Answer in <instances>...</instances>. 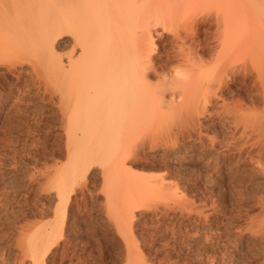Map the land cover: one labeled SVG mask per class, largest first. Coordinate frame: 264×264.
I'll return each instance as SVG.
<instances>
[{
  "label": "rangeland",
  "instance_id": "obj_1",
  "mask_svg": "<svg viewBox=\"0 0 264 264\" xmlns=\"http://www.w3.org/2000/svg\"><path fill=\"white\" fill-rule=\"evenodd\" d=\"M237 3L181 1L152 19L150 96L182 98L134 131L138 154L109 182L118 148L87 144L98 134L77 122L91 113L59 96L79 86H56L41 45L76 0H0V264H264V25L231 16ZM71 37L56 39L63 63Z\"/></svg>",
  "mask_w": 264,
  "mask_h": 264
},
{
  "label": "bare ground",
  "instance_id": "obj_2",
  "mask_svg": "<svg viewBox=\"0 0 264 264\" xmlns=\"http://www.w3.org/2000/svg\"><path fill=\"white\" fill-rule=\"evenodd\" d=\"M181 1L187 2V0H127L123 8L122 0H97L95 6L92 0H76L74 5L77 6L76 9L65 16L63 21L55 20L51 28L42 33L44 34L41 43L43 53L47 57L56 86L58 85V88L65 84L79 86L70 92L59 91V96L64 99L62 104L68 105L71 101L74 106H86L91 113L90 121L77 122L79 127L98 134L96 137H90L87 144H96L98 149L105 145L118 148V156L113 164L104 168L102 172L105 179L110 180L109 182L118 165L119 168L124 166L131 155L138 154L135 152L136 147L130 144V136L134 131L155 114L152 112L176 109L179 105L177 99L182 98L179 95L171 96L166 100L163 91L159 89L155 99H152L147 76L152 71H157L155 70L157 68L146 65L151 59L148 51L149 42L152 40L150 28L152 19L165 25L166 9L177 6ZM152 2L161 4L162 11L152 12L149 8ZM96 6L97 11H95ZM144 8L148 11L141 14V9ZM236 10L239 20L250 13L254 19L264 25V0H238L236 8L231 7L229 14L232 16ZM102 20H105V23ZM141 21L144 22V26L137 25ZM198 24H200L198 21L190 22L186 29L194 28ZM231 24L232 19L228 36L234 34ZM105 26L107 35L104 34ZM136 26L140 29L137 30ZM16 32L13 33L16 35L13 40L18 38L19 31L17 34ZM64 33L72 35V45L69 47L71 49L65 56L63 55L66 57L65 63L61 54L56 52L58 50H56L58 46L56 39ZM224 39L220 41L221 48L226 43ZM200 45L199 41L195 47H186V50L178 53L181 61L196 58L199 54L196 53L197 46ZM165 66L160 65L162 71L158 72V77H164ZM151 68L153 70L148 71ZM177 81L180 82V78ZM259 86V93L264 103V80ZM139 145L145 144L140 142ZM59 184L58 192L63 197L64 185ZM128 239L129 235H127ZM128 249L134 250V247L129 246Z\"/></svg>",
  "mask_w": 264,
  "mask_h": 264
}]
</instances>
